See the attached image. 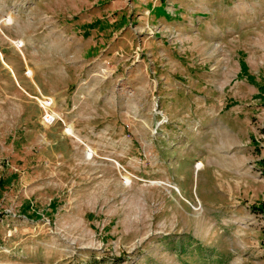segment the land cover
Wrapping results in <instances>:
<instances>
[{
  "label": "rangeland",
  "instance_id": "1",
  "mask_svg": "<svg viewBox=\"0 0 264 264\" xmlns=\"http://www.w3.org/2000/svg\"><path fill=\"white\" fill-rule=\"evenodd\" d=\"M262 159L264 0H0V264H264Z\"/></svg>",
  "mask_w": 264,
  "mask_h": 264
},
{
  "label": "built area",
  "instance_id": "2",
  "mask_svg": "<svg viewBox=\"0 0 264 264\" xmlns=\"http://www.w3.org/2000/svg\"><path fill=\"white\" fill-rule=\"evenodd\" d=\"M42 119H43L44 124L51 125L55 121L56 118L52 113L45 111Z\"/></svg>",
  "mask_w": 264,
  "mask_h": 264
},
{
  "label": "trees",
  "instance_id": "3",
  "mask_svg": "<svg viewBox=\"0 0 264 264\" xmlns=\"http://www.w3.org/2000/svg\"><path fill=\"white\" fill-rule=\"evenodd\" d=\"M262 168L264 169V159H262ZM264 232V229H263Z\"/></svg>",
  "mask_w": 264,
  "mask_h": 264
},
{
  "label": "bare ground",
  "instance_id": "4",
  "mask_svg": "<svg viewBox=\"0 0 264 264\" xmlns=\"http://www.w3.org/2000/svg\"><path fill=\"white\" fill-rule=\"evenodd\" d=\"M10 71L12 72V70L10 69ZM12 75H14V73L12 72Z\"/></svg>",
  "mask_w": 264,
  "mask_h": 264
}]
</instances>
